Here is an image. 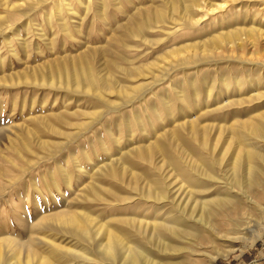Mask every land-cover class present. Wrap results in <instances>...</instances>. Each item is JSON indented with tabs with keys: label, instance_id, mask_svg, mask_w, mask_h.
<instances>
[{
	"label": "rangeland",
	"instance_id": "rangeland-1",
	"mask_svg": "<svg viewBox=\"0 0 264 264\" xmlns=\"http://www.w3.org/2000/svg\"><path fill=\"white\" fill-rule=\"evenodd\" d=\"M21 1L0 3L11 7ZM136 1L95 0L90 10L84 11L82 5L69 0L73 9H61L60 21L57 13L47 19L51 1L30 11H19L14 18H8L9 12L0 6V183L4 185L0 189V242L17 241L22 252L26 245L34 243L31 245L43 255H50L53 245L70 248L78 237L68 229H58L52 221L45 223L44 217L58 212L87 214L100 224L113 217L146 221L145 216L152 215L150 208L145 211L151 201L136 195L129 184L133 185L135 178L147 183L153 173L161 180L162 174H172L178 181L180 178L167 158L154 153L155 166H151L134 157V149L144 148L162 134L171 153L177 156L179 152L186 160L184 156L190 157L188 154H192L197 142L187 143L188 149L180 140L174 141L175 146L166 132L191 119L199 125L212 126L211 132H207L209 148L214 144V152L227 155L233 152L232 146L227 147L228 142L235 141L237 130H244L243 121L264 111V96L254 99L256 94H264V62L256 61L262 51L255 53L244 48L242 55L251 59L244 61L225 57L219 50H211L215 54L205 51L201 57L200 50L190 49V45L224 32L227 20L233 23L225 19L223 10L203 15L194 26L171 35H165L158 25H151L142 30L140 38L129 35L122 25L131 26L132 19L140 20V8L158 5L161 0ZM121 41L128 42L127 49L120 45ZM186 46L188 49L182 52ZM86 48L96 49L85 60L91 59L100 82L111 84V89L102 90L103 95L98 98L83 88H70L65 81L58 82L59 78H71L72 64ZM175 51L179 54L174 55ZM115 52L122 54L123 59L119 60ZM179 56L184 57V63L174 65V61L179 63ZM112 58L122 62L123 69L107 77V59ZM166 63L172 67L165 69ZM53 114L63 116L66 122L60 123L59 132L72 133L71 137L48 132L45 116L57 123L50 116ZM217 126L224 130L218 133ZM28 141L33 153L23 149ZM39 141H47L49 147L41 148ZM50 142L59 144L53 146ZM16 149L34 163L26 167ZM13 159L26 167L24 172L9 163ZM180 161L189 167L188 162ZM111 170L117 178L109 177ZM121 171L125 173L122 185ZM12 174L18 175L14 181L6 178ZM92 184L103 195L107 194L101 189L108 188L134 199L108 205L90 199L91 192L86 191ZM249 219L234 235L221 236L218 242L226 245L231 238L246 234V227L256 223L255 216ZM234 241L235 250L226 257H218L215 264H264V234L251 246L243 247L241 239ZM57 249L53 253L61 251L57 255L62 254L64 259L73 256L72 260L65 259L66 264L85 262L83 257L82 260ZM2 250L6 251L4 247ZM180 259L170 261L181 262Z\"/></svg>",
	"mask_w": 264,
	"mask_h": 264
},
{
	"label": "bare ground",
	"instance_id": "bare-ground-1",
	"mask_svg": "<svg viewBox=\"0 0 264 264\" xmlns=\"http://www.w3.org/2000/svg\"><path fill=\"white\" fill-rule=\"evenodd\" d=\"M50 1L51 6L49 13H47L48 20L57 13L60 21L59 13L61 9L64 11L65 9L71 11L73 9L69 0H59L60 4L56 0H22L11 7L6 2L0 3V6H3V9L9 12L8 18H14L19 11H30L36 7L50 4L48 3ZM75 1L79 6L82 5L84 11L90 10L92 5L95 4V0ZM101 1L104 2L105 0ZM127 1L131 3L130 0ZM160 2L152 7L140 8L142 12L140 20L132 19L131 26L122 25V23L120 25L127 30L129 35L140 38L142 30L151 27V25H158L165 35H171L179 30L194 26L203 15L223 10L222 13L225 14V19L229 18L231 21L233 20V23L227 20L228 25L226 24L227 27L224 32L212 34L209 39L190 45V49L192 51L200 50L201 57H204L203 52L205 51L215 54L219 50V53H223L225 57L244 61H251V59L242 55L244 48L255 53L260 50L262 54L256 58V61L258 63L264 62V0H218L217 2L215 0L213 2L211 0H161ZM134 7L136 8V6ZM92 10H95V8H92ZM116 12L119 11L116 10ZM146 12H149V14H146ZM199 13L200 15H198ZM262 22L263 25H260ZM115 23L117 24V22ZM60 24L63 25L62 21ZM40 36L43 37V34H40ZM105 41L107 40L105 39ZM120 45L127 49L128 42L121 41ZM187 46L182 48V52L188 49ZM135 48L134 46L133 49ZM95 50V48H86L85 51H82V54L78 56V61L72 64L71 78H66V80L59 78L58 82L65 81L66 87L69 86L70 88L73 86L83 88L84 91L97 98L103 95L102 90H110L111 84L108 81L104 84L100 82L98 72L91 59L89 61L85 60V56ZM115 53L119 60L123 59L122 54ZM175 54L179 53L175 51ZM119 60L107 59V77L116 72L119 73L123 69L122 62H119ZM178 60H180L179 63H176L177 61L172 63H175L174 65L183 64L185 59L183 56H179ZM166 64L165 69L172 67L171 63ZM224 81L229 83L228 80ZM121 91L123 94L125 93L124 90ZM256 95L254 99H260L264 96L262 93ZM47 116H45L44 121L47 129H49L47 131L61 134L59 125L66 122L63 121V116L50 115L57 123L52 122ZM243 126L244 130L236 131L235 141H232V144L228 142L227 147L232 146L233 152L227 155L226 153L214 152V144L209 148V144L206 142L208 139L207 132H211L210 128L212 126L199 125L197 120L191 119L172 126L171 130L166 132V137L170 136L173 143L180 140L181 145H185L186 148L187 143L197 142V145L192 148V154H188L190 157L184 156L186 160H183L179 152H177V156L171 153L169 150L171 146H166V140H163L165 136H162V134L155 139V142L149 143L144 148L134 149L133 156L148 161L151 166H155L154 160L156 157L153 160L154 153H159V155L167 158L169 163L174 166V174L180 180L174 179L172 174H162L161 180L157 173H153L147 179V183L135 178L133 185L129 184L133 191H136V195L147 202L148 200L151 201L150 205H146L144 204L145 201H142L144 206H147L145 211L150 208L149 211L152 212L151 216H145L146 221L122 217L114 218L112 216L113 219L110 222L100 224L87 214L73 211L58 212L44 217L45 223L52 221L58 229H68L71 235L78 237L75 244H72L70 248L63 249L60 246L53 245V250L60 248L66 253L79 256L78 258L83 257L85 259L83 264H215L218 257H226L235 250L237 243L234 240L241 239L243 247L253 245L254 241L264 234V111H260L243 121ZM222 130H224L222 127L217 129L218 133ZM63 134L66 135V138L73 135L72 133L62 132L61 135ZM56 143L50 142V145L55 146ZM28 144L29 141L23 145V149L33 153ZM39 144L43 148L45 145L48 146L49 143L39 141ZM202 149L207 152L203 153ZM14 151L20 155L21 160L25 161L26 167L34 163L17 149ZM180 159L188 162L189 167ZM9 163L15 165L21 171L26 168L22 164L15 163L14 159L10 160ZM108 173L110 178H117L114 171L111 170ZM120 174L121 181H119L122 185V183H125V173L121 171ZM6 178L14 181L18 178V175L12 174ZM131 178H133V175ZM126 185L128 186V183ZM2 187L4 185L0 183V189ZM98 189V186L92 184L86 193L90 191L92 196L90 199L105 201L107 205L114 203V201L117 204L134 199L132 196H124L120 192L108 188L101 189L104 194H107L103 195ZM87 194H84L86 198ZM254 216L256 223L251 227H246V234L241 232L242 235L231 238L226 245H221L218 242L222 238L221 236L226 237L230 233L234 235L235 231L243 226L247 218ZM31 244L34 243L26 245L25 250L22 252L21 249L23 248H20L17 241L3 239L0 242V264H66L65 259L69 257L68 255L64 259L62 254L61 257L58 256L61 251L59 254L53 253L52 249L50 255H43L38 253ZM3 247L6 251L2 250ZM172 257L173 259L181 258V262L170 261L173 260ZM72 258L70 259L72 260Z\"/></svg>",
	"mask_w": 264,
	"mask_h": 264
}]
</instances>
